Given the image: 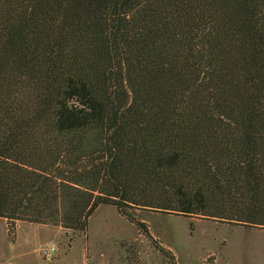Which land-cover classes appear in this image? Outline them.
Instances as JSON below:
<instances>
[{"label": "trees", "instance_id": "1", "mask_svg": "<svg viewBox=\"0 0 264 264\" xmlns=\"http://www.w3.org/2000/svg\"><path fill=\"white\" fill-rule=\"evenodd\" d=\"M101 204L264 230V0H0L8 236Z\"/></svg>", "mask_w": 264, "mask_h": 264}, {"label": "rangeland", "instance_id": "2", "mask_svg": "<svg viewBox=\"0 0 264 264\" xmlns=\"http://www.w3.org/2000/svg\"><path fill=\"white\" fill-rule=\"evenodd\" d=\"M133 215L152 239L107 204L95 209L83 233L16 221L8 236L0 217V264H171L161 247L176 264H264L262 229L146 209Z\"/></svg>", "mask_w": 264, "mask_h": 264}, {"label": "built area", "instance_id": "3", "mask_svg": "<svg viewBox=\"0 0 264 264\" xmlns=\"http://www.w3.org/2000/svg\"><path fill=\"white\" fill-rule=\"evenodd\" d=\"M47 256H48V258L50 257V255H48V254H47Z\"/></svg>", "mask_w": 264, "mask_h": 264}]
</instances>
